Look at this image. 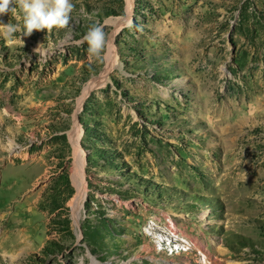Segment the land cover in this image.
Wrapping results in <instances>:
<instances>
[{"label": "rangeland", "instance_id": "1", "mask_svg": "<svg viewBox=\"0 0 264 264\" xmlns=\"http://www.w3.org/2000/svg\"><path fill=\"white\" fill-rule=\"evenodd\" d=\"M72 3L0 36V264H264V0Z\"/></svg>", "mask_w": 264, "mask_h": 264}, {"label": "clouds", "instance_id": "2", "mask_svg": "<svg viewBox=\"0 0 264 264\" xmlns=\"http://www.w3.org/2000/svg\"><path fill=\"white\" fill-rule=\"evenodd\" d=\"M23 13V27L19 24L4 23L0 20V36L9 44L15 42V34L20 32V42L24 45L22 37L30 36L33 31L64 29L72 20L75 5L72 0H0V16L16 13L17 7ZM88 45V59L90 61L102 59L109 40L104 28L100 24L89 27L82 41ZM39 48V47H38ZM37 49H34L36 52Z\"/></svg>", "mask_w": 264, "mask_h": 264}, {"label": "bare ground", "instance_id": "3", "mask_svg": "<svg viewBox=\"0 0 264 264\" xmlns=\"http://www.w3.org/2000/svg\"><path fill=\"white\" fill-rule=\"evenodd\" d=\"M109 58H110L109 60L111 62V60L114 59V54L111 53L109 55ZM106 75H107V73H106ZM96 85H97V83H90L85 88L83 96L80 100L81 102L83 100H85V98L95 88ZM74 136H75L74 137L75 141L78 143L79 134H76V135L74 134ZM83 153H82V151L80 152L79 149H77V159L75 161L74 170H73V180H74V184L78 190V194L76 195V197L73 201V213H74V217H75L76 222L78 221L79 213H80V210L82 208V203L85 199V192H86V182H85V176H84L85 157H84Z\"/></svg>", "mask_w": 264, "mask_h": 264}]
</instances>
